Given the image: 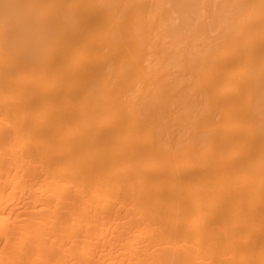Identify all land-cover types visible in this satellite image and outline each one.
<instances>
[{
	"label": "bare ground",
	"instance_id": "1",
	"mask_svg": "<svg viewBox=\"0 0 264 264\" xmlns=\"http://www.w3.org/2000/svg\"><path fill=\"white\" fill-rule=\"evenodd\" d=\"M0 264H264V0H0Z\"/></svg>",
	"mask_w": 264,
	"mask_h": 264
}]
</instances>
